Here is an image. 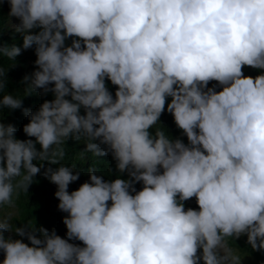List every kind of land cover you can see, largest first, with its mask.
Returning a JSON list of instances; mask_svg holds the SVG:
<instances>
[{
    "label": "clouds",
    "instance_id": "1",
    "mask_svg": "<svg viewBox=\"0 0 264 264\" xmlns=\"http://www.w3.org/2000/svg\"><path fill=\"white\" fill-rule=\"evenodd\" d=\"M7 2L36 56L25 93L53 99L24 109L34 140L0 122V205L27 191L43 166L34 161L56 165L43 174L67 239L0 217L2 264H229L225 238L241 235L264 251V72L242 71L264 69V0ZM20 53L0 46L9 60ZM0 106L22 101L5 94ZM165 110L187 143L155 127ZM69 138L111 154L129 178L105 180L92 167L69 191L80 174L57 159ZM193 197L198 208H186Z\"/></svg>",
    "mask_w": 264,
    "mask_h": 264
},
{
    "label": "trees",
    "instance_id": "2",
    "mask_svg": "<svg viewBox=\"0 0 264 264\" xmlns=\"http://www.w3.org/2000/svg\"><path fill=\"white\" fill-rule=\"evenodd\" d=\"M17 23H19L17 18L9 17V4L7 0H0V46L10 47L15 45L21 47V53L11 60L5 56H0V68L4 70L3 77H0L3 81L0 98L5 94H11L22 101V106L18 109L0 106V122L14 125L16 138L34 140V137H27L23 132V125L28 122L24 109L36 110L44 100L53 99V94L51 92L42 94V90L39 89L30 94L25 93V85L22 80L25 75L30 74L36 67L34 64L36 56L34 46L29 49L22 48L23 34L17 32L14 27ZM32 31L35 32L38 29H33ZM71 39H66L65 43L70 45ZM242 71L244 75L255 77L264 72V69L244 66ZM105 83L109 91L114 95L116 86L112 85L107 79ZM216 83L215 81H211L208 86L212 87ZM217 90H219V86H217ZM168 99L170 100V98ZM81 114H83V109H81ZM155 127L162 128L169 138H180L187 143L186 136L176 126L172 115L166 110L159 117L158 124ZM150 131L154 132L155 129H150ZM53 147L55 149V146ZM60 147L63 148L65 155L57 157L59 163L74 167V171L80 174L78 180L69 184V191L75 190L82 182L89 179L88 169L92 167L96 168V174L102 176L105 180H112L117 177L122 179L129 178L126 172H118L115 166L116 162L111 154L97 157L93 156L90 152L85 153V143L83 140L76 141L69 138ZM36 148L39 150L40 145L36 144ZM34 163L43 164L40 173L33 177L27 191L18 190V193L14 192L12 205H0V217L7 218L13 229L21 227L26 223H33L36 226H43L49 231L55 229L58 235L67 239L65 235L67 230L62 222V217L67 214L60 211L57 207L58 200L54 196L56 185L51 183L43 174L45 168L56 167V165H49L47 161L43 162L40 160H36ZM135 187L139 190L142 185L137 182ZM184 204L186 208H198L195 197L184 201ZM5 235H11L13 238L22 239L25 243H28L25 237L17 236L14 231L6 232ZM70 242L82 245V242L78 240ZM225 245L229 253L235 254L234 258L236 259L242 257L249 260L251 264H264V251L253 250L247 243L246 235H241L239 238L227 237L225 238Z\"/></svg>",
    "mask_w": 264,
    "mask_h": 264
},
{
    "label": "rangeland",
    "instance_id": "3",
    "mask_svg": "<svg viewBox=\"0 0 264 264\" xmlns=\"http://www.w3.org/2000/svg\"><path fill=\"white\" fill-rule=\"evenodd\" d=\"M228 254H229V264H234L233 258L235 256V254H233V253L231 254L229 252H228ZM2 260H3V251L0 250V264H2ZM235 260L239 261V264H251V262L249 260H246L242 257H239L238 259L235 258Z\"/></svg>",
    "mask_w": 264,
    "mask_h": 264
}]
</instances>
